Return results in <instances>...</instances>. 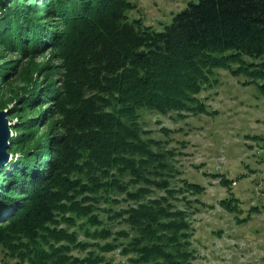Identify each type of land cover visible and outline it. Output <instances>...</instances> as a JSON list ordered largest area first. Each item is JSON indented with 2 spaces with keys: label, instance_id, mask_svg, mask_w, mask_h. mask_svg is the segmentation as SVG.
I'll list each match as a JSON object with an SVG mask.
<instances>
[{
  "label": "trees",
  "instance_id": "trees-1",
  "mask_svg": "<svg viewBox=\"0 0 264 264\" xmlns=\"http://www.w3.org/2000/svg\"><path fill=\"white\" fill-rule=\"evenodd\" d=\"M135 8L132 0H0V83L25 82L8 113L17 133L0 168V247L23 264H101L117 249L134 264L195 259L190 215L203 202L188 196L205 189L172 185L176 152L149 136L140 111L210 114L200 94L219 69L264 95V0H190L162 30L130 20ZM204 174L230 189L223 173ZM229 193L219 204L236 222L259 212L241 218ZM122 194L132 203L111 207ZM74 247L92 249L80 258Z\"/></svg>",
  "mask_w": 264,
  "mask_h": 264
},
{
  "label": "rangeland",
  "instance_id": "rangeland-1",
  "mask_svg": "<svg viewBox=\"0 0 264 264\" xmlns=\"http://www.w3.org/2000/svg\"><path fill=\"white\" fill-rule=\"evenodd\" d=\"M132 1L136 8L128 13L130 20L141 18L145 25L162 30L190 0ZM48 56L49 52H46L36 60L42 62ZM14 57L12 55L11 58ZM236 67L237 64L233 66ZM215 78L216 84L200 94L210 114L189 113L181 118L175 112L160 114L146 109L140 111L139 120L149 130V136L165 140V146L175 150L176 154L171 159L175 168L172 185L179 187L181 179H187L205 189L201 194L187 195L189 199L197 197L203 202V205H194L191 209V247L195 253L191 264H264V140L246 136L264 137V95L254 85L245 84L247 78L244 75L234 76L219 69ZM20 79L12 77L7 85L0 83V105L4 108L0 111L6 113L11 137L17 133L12 128L17 119L8 113L9 108L16 105L17 95L25 84ZM161 128H168L171 132L164 133ZM204 172L223 173L231 181L230 189L219 183L220 177L205 175ZM229 190L241 202L244 210L241 218L253 206L258 207L259 212L253 211L247 222H236L234 214L219 204V200L231 195ZM156 194L162 192L156 191ZM116 197L121 202L110 204L111 207L122 208L132 203L124 200L123 194ZM175 204L178 208L186 207L182 201ZM98 206L109 205L100 203ZM96 212L113 230L119 227L117 221L108 220L107 213ZM78 239L92 244L96 242L83 231L78 232ZM90 247L86 250L74 247L70 254L85 257L86 252L92 249ZM105 256L108 262L101 264H134L118 249ZM0 264L23 263L5 254L0 247Z\"/></svg>",
  "mask_w": 264,
  "mask_h": 264
},
{
  "label": "water",
  "instance_id": "water-1",
  "mask_svg": "<svg viewBox=\"0 0 264 264\" xmlns=\"http://www.w3.org/2000/svg\"><path fill=\"white\" fill-rule=\"evenodd\" d=\"M11 132L7 125L5 111H0V168L7 166L10 161L11 153L8 148L10 146Z\"/></svg>",
  "mask_w": 264,
  "mask_h": 264
}]
</instances>
